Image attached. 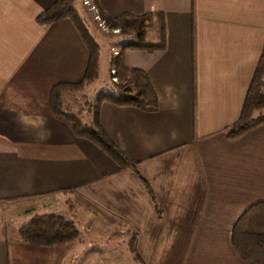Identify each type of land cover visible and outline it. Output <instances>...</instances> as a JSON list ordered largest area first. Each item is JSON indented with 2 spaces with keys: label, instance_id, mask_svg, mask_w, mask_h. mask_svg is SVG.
<instances>
[{
  "label": "crops",
  "instance_id": "0c3cea01",
  "mask_svg": "<svg viewBox=\"0 0 264 264\" xmlns=\"http://www.w3.org/2000/svg\"><path fill=\"white\" fill-rule=\"evenodd\" d=\"M56 1L0 0V264H59L77 256V238L51 247L22 240L23 225L51 213L85 233H109L110 241L112 232L128 233V248L141 233L230 232L228 246L216 241L205 251L216 259L188 261L192 249L206 245L193 241L184 264H252L236 252L232 230L250 206L264 202V123L236 139L226 128L241 116L264 51V0H96L112 19L151 16L149 46L125 33L133 37L123 40L118 83L112 73L111 81L120 84V70L128 81L132 70L142 72L156 110L110 100L99 106L100 129L131 166L91 131L97 99L108 93L77 108L73 95L94 81L63 91L54 107L55 88L82 83L89 61L68 18L53 24L64 30L69 43L60 53L69 52V60L53 57L59 49L47 38L52 23L37 17ZM17 21L19 35L9 31ZM78 113L92 120L79 132L71 119ZM157 238L163 243L172 235Z\"/></svg>",
  "mask_w": 264,
  "mask_h": 264
},
{
  "label": "trees",
  "instance_id": "16d2710c",
  "mask_svg": "<svg viewBox=\"0 0 264 264\" xmlns=\"http://www.w3.org/2000/svg\"><path fill=\"white\" fill-rule=\"evenodd\" d=\"M107 23L112 28H120V33L134 32L141 45L147 43L148 27L151 16L135 17L125 15L112 19L103 14ZM72 20L80 33L88 51L89 61L84 81L80 84H61L55 88L53 94L54 107L58 104L59 96L66 90H81L86 84L94 81L99 76L101 59L100 46L97 44L87 28L86 21L80 11L74 5V0H57L50 8L42 12L38 17V23L50 24L62 19ZM118 56V55H117ZM122 70L119 71L121 79L119 95L102 94L98 97L94 113L91 131L94 137L115 159L131 166L123 153L107 138L99 127V106L104 100H110L118 104H135L148 111L157 108L156 96L151 88L148 77L140 71L132 70V78L127 82V76ZM264 79V51L257 65L254 78L250 84L244 102L240 118L226 128L229 138L236 139L250 132L264 123V93L261 88ZM126 80V82H125ZM258 112V113H257ZM71 117L74 121V129L79 132L83 124L79 119ZM148 187L153 203L156 198L146 181L140 177ZM156 208V205H155ZM20 236L23 241L35 245L51 247L61 245L80 236V230L74 220L67 219L60 214H36L20 228ZM232 243L236 252L252 264H264V202H258L250 206L236 221L232 230ZM131 253H134L132 242L129 245Z\"/></svg>",
  "mask_w": 264,
  "mask_h": 264
},
{
  "label": "rangeland",
  "instance_id": "374dc122",
  "mask_svg": "<svg viewBox=\"0 0 264 264\" xmlns=\"http://www.w3.org/2000/svg\"><path fill=\"white\" fill-rule=\"evenodd\" d=\"M95 4L98 6L97 2H95ZM74 5L80 11L82 17H84L87 28L97 44L100 46L101 51L98 78L94 80L93 84L86 88L85 92L73 95V97L76 98L77 108L83 110V108L88 105L89 101L92 100V98L97 97L102 93H108L115 96L120 94V87L112 83L111 81V65H115L114 67H118L119 69L122 68V58H120L119 56H113L114 51L112 50V48L115 47L117 51H120L123 40L131 39L133 35L129 34L133 33L129 32V34L124 35V33L115 34L112 30L104 31L100 28L98 22L95 20L94 12L89 11V6L87 7L84 4V0H74ZM9 27V31L12 33L16 32L17 35H19L21 33L20 31H22L21 23H19L18 21L12 25H9ZM60 31L64 32L63 29L59 30L57 26L52 23L49 26V30H47V33L49 32L47 34V38L49 39V44L51 46V40H55V44L53 47L55 49H59L58 54H56L55 52L53 54V57L57 61L63 59L67 64V61L69 60V58H67V55H69V52H66L65 54H62L60 52L61 50L63 51L68 48L69 42L66 43L67 41L61 35ZM153 31L156 32V28L150 31L148 40H152L153 36H155L153 35ZM45 38L46 37L43 36L42 41H40V45H42V43L44 44ZM17 39V48L23 49L24 40H21L20 38ZM56 39L58 40V43L56 42ZM111 62H113V64H111ZM261 90L264 93V79ZM95 91H97V94H94ZM83 114L85 116H83L81 113H78L77 115L80 117L79 120H83V129L89 128V122L92 120L85 113ZM79 229L81 233L80 237L77 238L79 247L77 256L82 257H66L64 261L61 259L59 264H184L187 259V251L191 250L193 241L206 243V245H203V247L201 248V250L203 251L192 249V252L189 253L188 261H190V259H196L193 257V255H197V259H216L212 257L214 256L213 254L207 252L211 250L216 241L224 242L221 246H228L230 240V232H182L178 233L176 238L174 237V234L170 232L141 233L140 235L145 239L142 238L141 241L137 242L136 246L134 247L135 252L131 253L128 249L127 243L130 239V235L128 233L112 232L110 241L108 237L110 235L109 233H85L83 231V227H79ZM94 234L98 235L99 238H92V235ZM165 234L169 237L172 235V238H166L165 242L163 243L158 242L159 238H157V236L159 235L160 237H163ZM48 260L50 261V259ZM35 264H41V261L36 262Z\"/></svg>",
  "mask_w": 264,
  "mask_h": 264
},
{
  "label": "built area",
  "instance_id": "2783aa9c",
  "mask_svg": "<svg viewBox=\"0 0 264 264\" xmlns=\"http://www.w3.org/2000/svg\"><path fill=\"white\" fill-rule=\"evenodd\" d=\"M96 0H84V4L89 8V11H93L94 12V18L95 20L98 22V25L100 26L101 29H103L104 31H110L112 30L113 33L118 34L121 32L120 28H112L109 26V24L107 23L106 19L103 17L101 11L99 10L98 6L95 4ZM112 50L114 51V55H120V52L117 51L115 48H112ZM111 73L114 74L113 77V81L117 82L118 78L115 75L117 73L116 67H114L111 70Z\"/></svg>",
  "mask_w": 264,
  "mask_h": 264
}]
</instances>
